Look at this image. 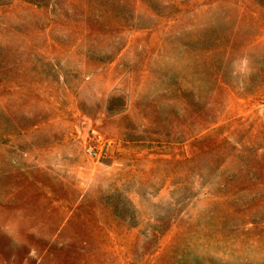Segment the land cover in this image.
I'll return each mask as SVG.
<instances>
[{"label":"rangeland","instance_id":"1","mask_svg":"<svg viewBox=\"0 0 264 264\" xmlns=\"http://www.w3.org/2000/svg\"><path fill=\"white\" fill-rule=\"evenodd\" d=\"M0 264H264V0H0Z\"/></svg>","mask_w":264,"mask_h":264}]
</instances>
